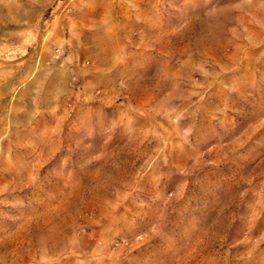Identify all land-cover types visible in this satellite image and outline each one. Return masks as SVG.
I'll return each instance as SVG.
<instances>
[{"label":"rangeland","instance_id":"1","mask_svg":"<svg viewBox=\"0 0 264 264\" xmlns=\"http://www.w3.org/2000/svg\"><path fill=\"white\" fill-rule=\"evenodd\" d=\"M8 4L0 264H264V0Z\"/></svg>","mask_w":264,"mask_h":264},{"label":"crops","instance_id":"2","mask_svg":"<svg viewBox=\"0 0 264 264\" xmlns=\"http://www.w3.org/2000/svg\"><path fill=\"white\" fill-rule=\"evenodd\" d=\"M0 1H5L3 4H1L0 5V8H1V10L3 11H7V9H6V2H7V4H8V1L9 0H0ZM11 1V0H10ZM13 1H17V0H13ZM32 1V0H31ZM8 5H11V4H8ZM25 6H26V4H24ZM21 6H23V5H21ZM24 7V6H23ZM28 18H29V16H28V14H27V12H23L21 9H20V7H19V13L17 14V16H16V19H13V18H9V21L11 22V23H14V22H19V23H21V25L22 26H24V29H22L21 31H25V29H27V25L29 24V22H28ZM4 35V33H3V31H1V29H0V37H2Z\"/></svg>","mask_w":264,"mask_h":264}]
</instances>
